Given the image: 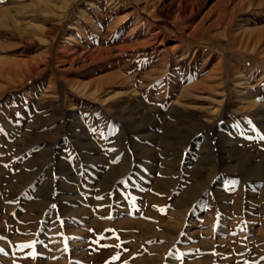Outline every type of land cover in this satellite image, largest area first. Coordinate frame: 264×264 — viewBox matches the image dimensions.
Returning <instances> with one entry per match:
<instances>
[{
    "label": "rangeland",
    "instance_id": "obj_1",
    "mask_svg": "<svg viewBox=\"0 0 264 264\" xmlns=\"http://www.w3.org/2000/svg\"><path fill=\"white\" fill-rule=\"evenodd\" d=\"M0 264H264V0H0Z\"/></svg>",
    "mask_w": 264,
    "mask_h": 264
},
{
    "label": "snow or ice",
    "instance_id": "obj_2",
    "mask_svg": "<svg viewBox=\"0 0 264 264\" xmlns=\"http://www.w3.org/2000/svg\"><path fill=\"white\" fill-rule=\"evenodd\" d=\"M238 183V181H232V184L233 185H235V184H237ZM97 199H103V197H97ZM53 207H55V205H53ZM109 219L111 218V217H108ZM63 224V222L61 221V225ZM90 231H92V230H90ZM118 238V237H117ZM100 239H104V237L103 236H101L100 237ZM95 243H98V241H94ZM32 245L31 244H29V245H23V247H31ZM117 247H119V245H117ZM119 257H113V259H118Z\"/></svg>",
    "mask_w": 264,
    "mask_h": 264
}]
</instances>
